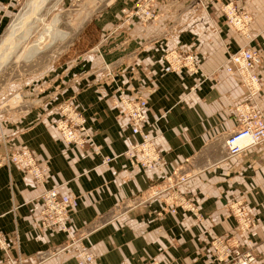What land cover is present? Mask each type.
<instances>
[{"label": "crops", "instance_id": "0c3cea01", "mask_svg": "<svg viewBox=\"0 0 264 264\" xmlns=\"http://www.w3.org/2000/svg\"><path fill=\"white\" fill-rule=\"evenodd\" d=\"M138 1L94 5L63 55L14 89L23 91L24 107L0 115V157L26 146L47 165L39 185L19 167L0 163V232L8 244L0 247V261L77 264L76 250L83 246L97 264H220L209 239L235 233L228 204L237 199L255 219L252 250L264 264V141L235 156L224 147L239 128L235 106L248 99L225 70L228 53L243 45L262 54L256 103L264 114V0H233L252 15L250 40L226 24L220 7L227 0H201L205 8L199 0H156L157 16L147 23L132 15ZM16 5L0 0V26ZM174 48L194 51L199 73L164 72L162 54ZM133 93L147 97L144 128L156 136L164 172L188 175L179 190L198 206L201 222L189 212L167 211L156 198L138 204L163 174L134 170L124 155L138 137L113 100ZM67 98L92 133L81 148L66 144L54 124V107ZM105 157L113 159L103 164ZM53 186L78 196L70 231L39 226L41 195Z\"/></svg>", "mask_w": 264, "mask_h": 264}, {"label": "built area", "instance_id": "2783aa9c", "mask_svg": "<svg viewBox=\"0 0 264 264\" xmlns=\"http://www.w3.org/2000/svg\"><path fill=\"white\" fill-rule=\"evenodd\" d=\"M156 0H139L132 15L137 16L143 23L154 20L157 16ZM200 7L205 4L199 0ZM226 24L240 33L244 39L250 40V24L252 15L236 6L233 0H227L220 7ZM125 11V9H124ZM163 71L179 72L185 70L192 74L200 71V61L192 50L166 49L162 54ZM262 61L261 52L250 45L240 46L237 50L228 53L225 70L237 77L247 92L248 99L235 106L239 119V128L229 134L224 140V147L228 156L241 154L248 148L264 141V114L259 109L256 99L262 90V81L256 67ZM113 103L120 107V112L127 118L128 127L132 136L138 137L129 141L124 155L134 170L155 169L163 174V179L157 185L149 188L148 197L138 204L150 199L163 201L167 211L176 213L177 210L191 213L201 222L202 215L198 206L186 193L179 190V186L188 179V175L172 170L165 173V164L162 154L155 145L156 136L145 130L148 111L146 96L133 93L119 95ZM24 96L20 91L13 93L9 98L0 102V115L19 109L24 105ZM57 118L54 122L61 139L68 145L84 147L92 140V133L86 121L72 98H67L55 105ZM113 158L105 157L103 164H108ZM0 163L15 165L25 174L30 175L36 184L43 185L47 179V165L26 146H17L6 151L0 157ZM39 226L42 229L59 227L63 231H70L68 219L70 213L78 203V196L70 192L60 194L57 187L45 188L42 195ZM137 204V205H138ZM162 212H157L161 215ZM228 215L235 220V233L227 235H212L209 239L212 257L218 263L231 264H263L257 261L252 250L250 232L256 225L255 219L243 200H232L228 204ZM79 239L74 240L67 248ZM7 241L0 232V247L7 248ZM77 264H97L95 256L85 247L77 248ZM0 264H23L22 259L6 258Z\"/></svg>", "mask_w": 264, "mask_h": 264}, {"label": "rangeland", "instance_id": "374dc122", "mask_svg": "<svg viewBox=\"0 0 264 264\" xmlns=\"http://www.w3.org/2000/svg\"><path fill=\"white\" fill-rule=\"evenodd\" d=\"M102 1L103 0H47L40 11L36 12L37 14H32L30 17L31 19L44 16L46 20L45 23H51L53 31L59 34L61 33L65 37L62 40L55 41L49 48L39 52L32 59L25 61L22 59V55L28 44L37 38V34L34 33V35L27 40L26 44H22L23 46L20 47L16 54L2 63L0 66V99L1 96L12 95L18 92L19 90L16 91L14 89L18 87L20 82L26 81L34 75L41 74L51 63L59 59L64 51L69 48L68 44L76 40L79 29L84 24L85 19L90 15L94 5H96L95 8L98 9ZM107 1L108 0H104L103 4L105 5ZM16 2L17 5L12 16L8 21L5 22V20H3L1 23L0 48L8 34L10 23L27 8L26 3L28 0H16ZM34 21H36V19H33L30 24ZM63 49L64 51H62ZM20 92L21 94L23 93V91ZM11 95L5 99L9 98ZM24 105L20 108L24 107Z\"/></svg>", "mask_w": 264, "mask_h": 264}, {"label": "bare ground", "instance_id": "6f19581e", "mask_svg": "<svg viewBox=\"0 0 264 264\" xmlns=\"http://www.w3.org/2000/svg\"><path fill=\"white\" fill-rule=\"evenodd\" d=\"M46 1L47 0H28L26 3L27 8L24 12L20 13L13 22L10 23L8 34L0 48V66L11 58V56L16 54L20 47L26 44L27 40L33 36L34 33L37 34V38L28 44L22 55V59L25 61L32 59L39 52L46 50L55 41L64 39L65 36L63 34L53 31L51 23H45L46 20L44 16L30 18L32 14H37L36 12L40 11ZM33 19H36V21L30 24Z\"/></svg>", "mask_w": 264, "mask_h": 264}]
</instances>
